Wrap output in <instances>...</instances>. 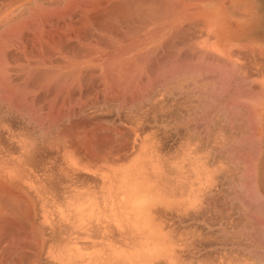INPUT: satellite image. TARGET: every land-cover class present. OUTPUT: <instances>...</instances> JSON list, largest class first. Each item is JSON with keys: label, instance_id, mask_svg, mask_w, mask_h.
Listing matches in <instances>:
<instances>
[{"label": "rangeland", "instance_id": "374dc122", "mask_svg": "<svg viewBox=\"0 0 264 264\" xmlns=\"http://www.w3.org/2000/svg\"><path fill=\"white\" fill-rule=\"evenodd\" d=\"M0 264H264V0H0Z\"/></svg>", "mask_w": 264, "mask_h": 264}, {"label": "bare ground", "instance_id": "6f19581e", "mask_svg": "<svg viewBox=\"0 0 264 264\" xmlns=\"http://www.w3.org/2000/svg\"><path fill=\"white\" fill-rule=\"evenodd\" d=\"M102 3V2H101ZM68 188H69V186H68ZM68 196V195H67ZM60 241H61V239H60ZM62 242V241H61ZM64 242H66L65 240H64ZM62 244H64V243H62ZM65 246V245H64Z\"/></svg>", "mask_w": 264, "mask_h": 264}]
</instances>
